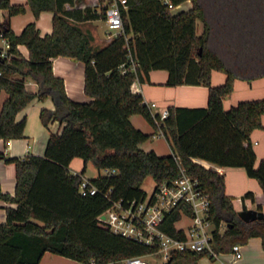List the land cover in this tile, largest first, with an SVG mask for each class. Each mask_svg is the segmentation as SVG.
<instances>
[{"label": "trees", "instance_id": "trees-1", "mask_svg": "<svg viewBox=\"0 0 264 264\" xmlns=\"http://www.w3.org/2000/svg\"><path fill=\"white\" fill-rule=\"evenodd\" d=\"M65 1L27 0L36 18L44 9L53 10L52 31L44 34L36 19L19 33L7 19L0 22V37L9 42V56H0V95L7 92L0 108V137L24 135L26 118L18 119L17 113L34 97L49 96L54 101V107L40 109L43 124L59 120V129L50 133L43 153L5 156L15 163L16 186L10 193L0 184V198L16 205H6V219L0 221V264H38L46 250L81 264L92 259L104 264L154 251L155 245L114 232L98 214L114 200L128 204L145 197L142 183L148 175L158 183L182 172L197 176L209 194L211 242L216 250L229 251L235 242L244 243L254 235L261 237L264 247V216L243 219L226 193L224 173L197 159L243 166L264 191V157L256 164L251 141L252 130L264 127V96L240 99L228 109L223 105L236 77L250 80L264 75V0H192L191 7L177 11L164 0H127L121 7L120 32L102 45L92 43ZM169 1L177 5L184 0ZM0 7L12 15L27 6L0 0ZM86 11L85 16L96 14L89 6ZM20 43L28 47V56ZM60 54L84 61V90L90 100H75L67 93L64 77L53 68V57ZM152 68H166L168 84L208 85L207 104L170 105L169 114L160 118L142 93L132 88L136 79L149 80ZM213 69L226 72V79L213 84ZM29 78L37 82L36 90L27 86ZM132 113L143 114L161 129L172 152L140 147L151 134L133 124ZM74 156L84 160L80 172L69 169ZM89 161L99 170L116 169L89 178L98 187L94 193L80 190ZM243 194L253 202L256 199L251 189ZM256 207L262 209L261 204ZM181 215L178 207L168 210L162 228L183 237L184 228L177 225ZM204 255L210 254L180 250L168 264L176 259L199 264Z\"/></svg>", "mask_w": 264, "mask_h": 264}, {"label": "crops", "instance_id": "crops-1", "mask_svg": "<svg viewBox=\"0 0 264 264\" xmlns=\"http://www.w3.org/2000/svg\"><path fill=\"white\" fill-rule=\"evenodd\" d=\"M12 2L26 3L24 12L8 15L6 8L0 7V22L7 19L11 27L19 33L24 25L32 19H36L37 25L40 27L41 33L52 31L53 28V10L44 9L36 18L27 0H11ZM110 0H67L65 1L66 8H72L74 20L82 27L84 31L89 33L93 40H102L101 45L110 39V36L104 37L99 35L95 29V20L103 16L100 14L102 6L106 5ZM99 3V4H98ZM91 7L93 13H87L85 16L86 7ZM192 6V0H184L181 3L172 7L173 11L180 9H188ZM177 8V9H175ZM76 9V10H75ZM202 28V26H201ZM201 31V29L199 30ZM3 39V38H2ZM5 45V44H4ZM0 44V46H4ZM19 48L26 56L29 55V49L24 43L19 44ZM53 68L56 74L64 77L65 86L69 96L75 100H90L91 96L84 90L85 83V63L81 59L73 58L69 55H57L53 57ZM226 72L213 69L211 81L213 84H218L226 79ZM149 80H135L132 83V88L135 91H140L144 100L149 104L153 111H158L161 107L170 105H186V106H203L208 102V85L202 83H179L168 84V70L166 68H152L149 73ZM27 86L31 90H36L38 84L36 81L29 78ZM6 97L7 92L2 90L1 96ZM264 96V75L245 79L236 77L234 89L223 100L224 108L228 109L233 104H236L240 99L260 98ZM0 101V108L2 101ZM151 101H156L157 105L152 106ZM44 106L54 107V101L51 97L47 99L34 97L24 108L17 113V118L25 116L26 125L24 135L18 137L3 138L0 137V184L5 191L14 193L16 186V167L13 161H7L5 156L18 155L24 156L28 153H43L47 139L52 131L59 129V120L55 119L48 125L43 124L40 119V109ZM133 124L149 132L151 135L140 142V147L148 150L155 149L160 154L170 153L168 142L161 139V135H154L158 130L148 121L141 113H132L130 116ZM264 124V114L262 115ZM54 126V127H52ZM261 127H256L251 132V141L256 151V164L264 157V132H260ZM171 147V146H170ZM80 156H74L69 164V168H73L74 172L84 167V160ZM207 166L216 167L225 175V190L226 193L233 197V203L236 209L241 207L240 196L247 190L251 189L255 193V201H251L245 197L249 206H257L261 204L264 210V191L259 180L256 177L248 175L243 166L217 165L209 160L197 158ZM83 165V166H82ZM237 199L239 203L237 204ZM6 205L15 206L16 202L0 198V221L6 219ZM180 226L181 223L177 222ZM241 243L242 255L235 257L229 251H221L219 257H211L204 255L199 260V264H264V247L262 239L258 235L251 236L246 242ZM204 259V260H203ZM38 264H81L77 259L72 257L46 250ZM97 264V263H93ZM104 264H114L113 261ZM150 264V261H149Z\"/></svg>", "mask_w": 264, "mask_h": 264}, {"label": "built area", "instance_id": "built-area-1", "mask_svg": "<svg viewBox=\"0 0 264 264\" xmlns=\"http://www.w3.org/2000/svg\"><path fill=\"white\" fill-rule=\"evenodd\" d=\"M164 1L168 2L171 8L174 6L169 0ZM126 2L127 0H110L105 5L103 11L108 29L120 32L123 26L121 7L126 6ZM113 35L109 31L110 38ZM2 38L5 45L0 46V56H9V42L5 37ZM150 104L155 106L157 102L151 101ZM158 113L160 118H163L169 114V109L161 107ZM161 134H163L161 129L154 133V135ZM105 168L108 173L116 170L110 167ZM80 190L94 193L98 187L89 178L83 177ZM175 207L180 209L181 218L184 215L190 218L187 223L180 225L184 228L183 237L171 234L161 226L166 212ZM209 208L210 197L200 179L182 172L173 180L155 183L151 192H147L141 199L134 198L128 204H123L121 200H114L110 206L98 214V217L108 222L114 232L156 246V249L148 254L126 256L122 259L124 264H149L147 256L158 254L162 258V264H168L173 253L180 250H207L208 254L214 257L220 256L221 251L216 250L211 242L213 222L208 217ZM230 252L235 257H240L241 243L235 242ZM93 263L92 259L84 264Z\"/></svg>", "mask_w": 264, "mask_h": 264}, {"label": "rangeland", "instance_id": "rangeland-1", "mask_svg": "<svg viewBox=\"0 0 264 264\" xmlns=\"http://www.w3.org/2000/svg\"><path fill=\"white\" fill-rule=\"evenodd\" d=\"M177 9V8H175ZM95 29H96V32L101 35V36H104V37H108L109 35V31L112 32L113 34H116L117 31L115 32L114 29H108L107 25H106V21L104 18L100 17L98 18L97 20H95ZM201 26H202V23L201 21H198V30L201 29ZM92 43L94 45H101L100 43L102 42V40H93L92 38ZM0 44L4 45L5 44V41L4 39H2V37H0ZM229 95H227L228 97ZM49 96L45 97L44 99H47ZM3 99V95L1 96L0 98V101ZM54 127V126H52ZM262 129H260V132H264V127H261ZM161 139L165 140L166 142L167 141V138L164 134H162V137ZM169 144V142H168ZM169 149H170V152H172V148L169 146ZM77 158H81V157H77ZM81 160V159H80ZM83 166V165H82ZM71 172H73V168H69ZM81 171V169L79 170V172ZM102 173V174H106L107 173V170L106 168H101L100 170L91 162L89 161L86 165V169L85 171L83 172V177L85 178H91V177H94L96 176L98 173ZM75 173V172H74ZM155 185V180L154 178L151 176V175H148L143 183H142V187L149 193L151 192V190L153 189ZM239 203L238 199H237V204ZM190 220V218L186 215H184L182 218L179 219L178 223H181V224H184V223H187L188 221ZM147 258L149 259L150 261V264H162V258H160L159 254L157 256H152V255H148ZM204 260V259H203ZM114 264H124L123 263V260H120V261H113ZM169 264H191L190 262L186 261L185 259H176L172 262H170Z\"/></svg>", "mask_w": 264, "mask_h": 264}, {"label": "water", "instance_id": "water-1", "mask_svg": "<svg viewBox=\"0 0 264 264\" xmlns=\"http://www.w3.org/2000/svg\"><path fill=\"white\" fill-rule=\"evenodd\" d=\"M240 198H241V207L238 209V213L243 219L252 220L264 216L263 209H259L255 206H249L247 204L244 194H242Z\"/></svg>", "mask_w": 264, "mask_h": 264}]
</instances>
